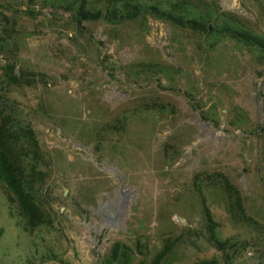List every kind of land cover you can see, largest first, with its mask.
I'll return each instance as SVG.
<instances>
[{
    "label": "rangeland",
    "instance_id": "1",
    "mask_svg": "<svg viewBox=\"0 0 264 264\" xmlns=\"http://www.w3.org/2000/svg\"><path fill=\"white\" fill-rule=\"evenodd\" d=\"M188 9L264 42V0H0L44 175L29 226L0 181V264H264V48Z\"/></svg>",
    "mask_w": 264,
    "mask_h": 264
},
{
    "label": "trees",
    "instance_id": "2",
    "mask_svg": "<svg viewBox=\"0 0 264 264\" xmlns=\"http://www.w3.org/2000/svg\"><path fill=\"white\" fill-rule=\"evenodd\" d=\"M173 5L174 3H171L170 7L173 8ZM135 9L136 16L149 11H159L156 5L139 4ZM186 12L188 15L185 19L172 12L168 13V11L162 14L177 25L197 24L191 27L207 34L216 33L218 36H229L250 48H264V42L261 39L247 30L240 29L241 27L234 19L222 20L220 17L216 20L215 17L210 18L190 9ZM85 17L88 19L109 18V13L105 14L103 11L95 15L86 13ZM196 18L209 23H199ZM1 84L0 82V181L8 189L10 202L18 204L27 220L26 225L29 226L35 222L38 223L37 221L42 216L36 200L39 187L44 181V175L39 170L42 160L40 145L31 125L19 119L11 111L9 98L4 95Z\"/></svg>",
    "mask_w": 264,
    "mask_h": 264
},
{
    "label": "water",
    "instance_id": "3",
    "mask_svg": "<svg viewBox=\"0 0 264 264\" xmlns=\"http://www.w3.org/2000/svg\"><path fill=\"white\" fill-rule=\"evenodd\" d=\"M17 73H19V71Z\"/></svg>",
    "mask_w": 264,
    "mask_h": 264
}]
</instances>
